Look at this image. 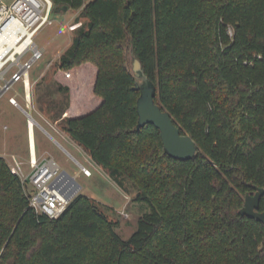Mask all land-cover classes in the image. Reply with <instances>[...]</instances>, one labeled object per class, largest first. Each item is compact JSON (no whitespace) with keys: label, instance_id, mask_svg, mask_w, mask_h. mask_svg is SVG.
I'll return each instance as SVG.
<instances>
[{"label":"trees","instance_id":"16d2710c","mask_svg":"<svg viewBox=\"0 0 264 264\" xmlns=\"http://www.w3.org/2000/svg\"><path fill=\"white\" fill-rule=\"evenodd\" d=\"M53 3L84 21L36 81L38 109L150 211L127 238L83 194L55 219L36 214L0 156V264H264V222L238 213L264 189V0ZM133 59L193 158L167 155L154 125L136 128ZM78 83L94 99L87 111Z\"/></svg>","mask_w":264,"mask_h":264},{"label":"rangeland","instance_id":"374dc122","mask_svg":"<svg viewBox=\"0 0 264 264\" xmlns=\"http://www.w3.org/2000/svg\"><path fill=\"white\" fill-rule=\"evenodd\" d=\"M79 11L80 9L72 8L59 9L57 12L53 11L51 14L53 23L42 27L34 37V43L37 47L44 50L42 56L30 68L28 78L30 81L32 116L38 124L33 125L35 150L37 154L46 150L61 170H65L72 176L76 175V182L80 186L78 194L86 195L95 200L108 218L118 223L115 227L117 233L122 238H127L136 228L137 216L150 211V208L146 204L142 205L132 201L134 188L130 182L126 184L129 192H125L111 180L106 170L95 164L88 153L70 139L65 131H62L57 125H50V122L39 111V103L36 101L43 90L36 88V81L48 69H54V64L58 61L59 52L62 53L69 46L74 30L84 21L82 18L77 19ZM8 76L6 77L8 78ZM61 76L64 77L63 73ZM47 80H50V78L48 79L47 77ZM73 80L75 81V77L68 79L70 84L74 83ZM77 89L79 102L82 103L80 105L81 110L91 108L94 104V99L88 88L85 89L78 83ZM15 92L19 94L16 97L18 103L24 108V101L21 98L24 94L23 85L21 81H18L0 96V131L3 132L2 123H6L9 129L4 131L9 137H13L6 152L15 153L27 160L29 158L28 118L21 109H15L8 101V98L14 96ZM57 99L62 100V96H57ZM2 149L3 147L0 146V151ZM80 165L90 169L91 176L83 175L80 172Z\"/></svg>","mask_w":264,"mask_h":264},{"label":"built area","instance_id":"2783aa9c","mask_svg":"<svg viewBox=\"0 0 264 264\" xmlns=\"http://www.w3.org/2000/svg\"><path fill=\"white\" fill-rule=\"evenodd\" d=\"M53 5V0H0V96L21 81L24 108L16 99L17 92L8 101L27 115V124L31 121L32 126L35 119L31 110L29 70L43 54L42 48L34 43V37L42 27L53 23ZM2 157L9 171L18 176L28 207L36 214L55 219L78 194L80 186L76 175L61 170L51 156L36 157L29 147L27 160L15 154ZM80 172L85 176L92 174L83 165H80Z\"/></svg>","mask_w":264,"mask_h":264},{"label":"water","instance_id":"95a60500","mask_svg":"<svg viewBox=\"0 0 264 264\" xmlns=\"http://www.w3.org/2000/svg\"><path fill=\"white\" fill-rule=\"evenodd\" d=\"M67 8V6L55 8L54 12H57L59 9L66 10ZM132 70L136 78L134 88L140 92L136 100V112L138 116L136 128L138 129L146 124L154 125L159 131L163 150L167 155L177 160L193 158L197 151V146L189 135L181 133L180 129L174 124L169 112L162 110L155 103V85L143 73L136 59H133ZM32 121L33 124H37L35 120ZM263 193L264 189L259 187H255V192L252 195L246 193L244 202L238 213L241 216L264 222V211L257 210L260 197Z\"/></svg>","mask_w":264,"mask_h":264},{"label":"crops","instance_id":"0c3cea01","mask_svg":"<svg viewBox=\"0 0 264 264\" xmlns=\"http://www.w3.org/2000/svg\"><path fill=\"white\" fill-rule=\"evenodd\" d=\"M43 50V48H42ZM44 51V50H43ZM61 52H59L60 55ZM58 55V57H59ZM85 65H90L89 63H86ZM91 66V65H90ZM92 70L95 72V67L91 66ZM11 105V104H10ZM12 106V105H11ZM14 107V106H12ZM15 109L19 110L18 108L14 107ZM76 109L73 107H69V109H67V111L64 113L63 116H68V115H75L76 113ZM50 125L54 126L56 125V123H49ZM2 129L3 132L0 131V146L3 147L2 151H0V156H7L9 154H15V153H8L6 152V150L8 149V147L11 144V140L13 137H9V135L4 131V130H8L9 126L6 123H2ZM43 130V128H42ZM27 137H28V146L32 147V149L34 150L35 156L36 157H41V156H51L46 150L45 152H42L40 154H37L36 150H35V142H34V127L32 126V123H30L29 125H27ZM71 139V138H70ZM72 140V139H71ZM16 155V154H15ZM18 157H20L21 159L25 160L23 157L16 155ZM52 157V156H51Z\"/></svg>","mask_w":264,"mask_h":264},{"label":"bare ground","instance_id":"6f19581e","mask_svg":"<svg viewBox=\"0 0 264 264\" xmlns=\"http://www.w3.org/2000/svg\"><path fill=\"white\" fill-rule=\"evenodd\" d=\"M30 123H32V122L30 121Z\"/></svg>","mask_w":264,"mask_h":264}]
</instances>
